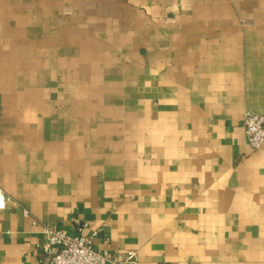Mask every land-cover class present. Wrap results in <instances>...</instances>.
I'll return each mask as SVG.
<instances>
[{
	"label": "crops",
	"instance_id": "obj_1",
	"mask_svg": "<svg viewBox=\"0 0 264 264\" xmlns=\"http://www.w3.org/2000/svg\"><path fill=\"white\" fill-rule=\"evenodd\" d=\"M248 111L264 0H0V264H40L44 226L135 264H264Z\"/></svg>",
	"mask_w": 264,
	"mask_h": 264
},
{
	"label": "built area",
	"instance_id": "obj_2",
	"mask_svg": "<svg viewBox=\"0 0 264 264\" xmlns=\"http://www.w3.org/2000/svg\"><path fill=\"white\" fill-rule=\"evenodd\" d=\"M243 129L253 150L264 147L263 114L246 112ZM4 208L5 198L0 195V210ZM41 235L40 264H135L137 260L135 252L113 253L97 249L91 237L82 233L71 236L57 227L44 226Z\"/></svg>",
	"mask_w": 264,
	"mask_h": 264
}]
</instances>
